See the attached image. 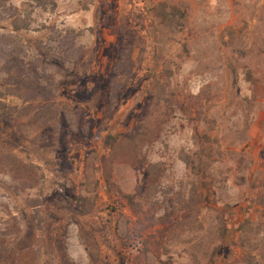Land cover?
Masks as SVG:
<instances>
[{"label": "rangeland", "instance_id": "obj_1", "mask_svg": "<svg viewBox=\"0 0 264 264\" xmlns=\"http://www.w3.org/2000/svg\"><path fill=\"white\" fill-rule=\"evenodd\" d=\"M0 102V264H264V0H0Z\"/></svg>", "mask_w": 264, "mask_h": 264}, {"label": "trees", "instance_id": "obj_2", "mask_svg": "<svg viewBox=\"0 0 264 264\" xmlns=\"http://www.w3.org/2000/svg\"><path fill=\"white\" fill-rule=\"evenodd\" d=\"M4 51V50H3ZM5 52V51H4ZM14 86V84H13ZM20 87V86H19ZM19 87H16L15 90H19L18 88ZM9 92V91H8ZM8 94H11V93H8ZM11 109H8L3 103L0 102V119L2 118L3 115H6L7 113L6 112H9ZM106 141V144L105 146L108 147L110 146V151L112 150L111 148L114 146L115 144V139L114 138H109V137H106L105 139ZM107 141L109 143H107ZM109 151V149H108ZM226 232V228H225V224L223 221H221V223H219V229H218V236L219 238H222L224 236ZM211 264V263H210Z\"/></svg>", "mask_w": 264, "mask_h": 264}]
</instances>
